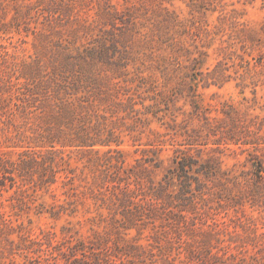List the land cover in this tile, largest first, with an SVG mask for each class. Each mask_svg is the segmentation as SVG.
Listing matches in <instances>:
<instances>
[{
  "label": "rangeland",
  "instance_id": "374dc122",
  "mask_svg": "<svg viewBox=\"0 0 264 264\" xmlns=\"http://www.w3.org/2000/svg\"><path fill=\"white\" fill-rule=\"evenodd\" d=\"M2 161L0 264H264V0H0Z\"/></svg>",
  "mask_w": 264,
  "mask_h": 264
},
{
  "label": "trees",
  "instance_id": "16d2710c",
  "mask_svg": "<svg viewBox=\"0 0 264 264\" xmlns=\"http://www.w3.org/2000/svg\"><path fill=\"white\" fill-rule=\"evenodd\" d=\"M84 131V130H83ZM85 132V131H84ZM87 138H86V135L84 134V133H82L81 135L79 134V136H78V138H77V140H76V145H80V146H88V142H87V140H86ZM236 141H234V143H235ZM106 143V142H105ZM254 168H255V170L258 172V176L259 177H261L260 176V174L259 173H261V171H262V169L260 168V167H257V166H254ZM7 169H5V166H4V163H3V161L2 162H0V183L2 182L1 181V178H2V175H1V172H2V174L6 171ZM181 170H182V168H181Z\"/></svg>",
  "mask_w": 264,
  "mask_h": 264
}]
</instances>
